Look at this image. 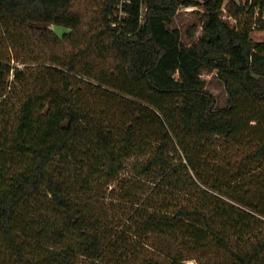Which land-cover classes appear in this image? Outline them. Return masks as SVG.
Here are the masks:
<instances>
[{"label": "trees", "instance_id": "1", "mask_svg": "<svg viewBox=\"0 0 264 264\" xmlns=\"http://www.w3.org/2000/svg\"><path fill=\"white\" fill-rule=\"evenodd\" d=\"M98 1L0 0V264H264V0Z\"/></svg>", "mask_w": 264, "mask_h": 264}, {"label": "rangeland", "instance_id": "2", "mask_svg": "<svg viewBox=\"0 0 264 264\" xmlns=\"http://www.w3.org/2000/svg\"><path fill=\"white\" fill-rule=\"evenodd\" d=\"M99 1L101 2L102 0H99ZM196 1H200V0H196ZM200 13H201L200 8L194 7V6L187 7V8L180 7L176 12V15L173 19L171 27L176 28L180 31L181 39L185 44H190L191 41L192 42L195 41L201 33V29L199 26ZM192 24L197 25V30L195 31V34L192 40L189 41V38L187 37V30L189 26H191ZM48 28L54 31L58 36L62 35L63 33L68 32L67 29L55 27L52 25L48 26ZM251 38L258 42L264 41V32L263 31H253ZM214 75H215V72L203 71L202 79L206 82V88L208 92L214 95L218 99V101L222 103L224 99V89L218 83ZM163 243L164 242L162 240L153 242L154 245H161ZM146 254L155 259H164V255L160 253L159 251L156 252V251L149 250V252H146ZM207 259H211L212 261H215L216 263H222V262L225 263V258H223V256L221 255L219 256L218 254H214V253L212 255H210L209 253H206V254L197 253L195 258L186 260L184 264H205Z\"/></svg>", "mask_w": 264, "mask_h": 264}, {"label": "built area", "instance_id": "3", "mask_svg": "<svg viewBox=\"0 0 264 264\" xmlns=\"http://www.w3.org/2000/svg\"><path fill=\"white\" fill-rule=\"evenodd\" d=\"M235 1H236V3H238V4H245V3L251 4V0H235ZM122 2H128V0H120V4L118 5L119 15H120V16H123V13H122V11H121V4H122ZM222 10L224 11L223 8H222ZM144 12H145V8L141 6V8H140V13H141V15H142ZM254 16H255V19L258 17V13H257V11L254 12ZM141 18H142V16H141ZM258 19H259V17H258ZM260 19H261V20H264V13H263V15L260 17ZM254 27H255V26L253 25V28H254Z\"/></svg>", "mask_w": 264, "mask_h": 264}, {"label": "crops", "instance_id": "4", "mask_svg": "<svg viewBox=\"0 0 264 264\" xmlns=\"http://www.w3.org/2000/svg\"><path fill=\"white\" fill-rule=\"evenodd\" d=\"M251 35H252V33H251Z\"/></svg>", "mask_w": 264, "mask_h": 264}]
</instances>
